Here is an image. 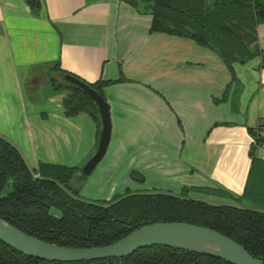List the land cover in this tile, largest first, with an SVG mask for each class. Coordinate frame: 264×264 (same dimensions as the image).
Segmentation results:
<instances>
[{
	"label": "crops",
	"instance_id": "1",
	"mask_svg": "<svg viewBox=\"0 0 264 264\" xmlns=\"http://www.w3.org/2000/svg\"><path fill=\"white\" fill-rule=\"evenodd\" d=\"M142 5L40 0L32 10L25 0H0V135L29 167L43 160L79 168L95 147V123L81 110L64 114L50 64L85 81L120 75L101 86L106 149L68 184L91 199L185 186L188 197L235 204L250 166L247 127L264 124V64L258 55L233 62L231 79L212 49L149 31ZM255 30L264 48V20ZM252 150L264 160L263 144Z\"/></svg>",
	"mask_w": 264,
	"mask_h": 264
},
{
	"label": "trees",
	"instance_id": "2",
	"mask_svg": "<svg viewBox=\"0 0 264 264\" xmlns=\"http://www.w3.org/2000/svg\"><path fill=\"white\" fill-rule=\"evenodd\" d=\"M32 10L40 0H25ZM136 5L137 0H125ZM151 14L149 31L192 38L214 51L233 79L232 63L260 56L256 24L264 20V0H141ZM48 77L53 89L61 91L65 115L86 112L95 123L97 109L77 86L61 77L56 61ZM68 72V71H66ZM71 73V72H69ZM72 74V73H71ZM73 75V74H72ZM75 76V75H74ZM77 77V76H76ZM82 79V78H81ZM112 80L85 81L103 96L101 86ZM104 97V96H103ZM264 124L247 127L252 141L246 180L237 203H210L188 197L186 187L177 193L163 190L115 193L108 199L78 195L68 181L78 166L38 161L27 166L9 140L0 135V217L39 239L65 246H95L112 242L141 224L155 220H182L213 228L232 238L264 264V160L253 148L264 145ZM130 176L140 179L136 171ZM241 202V203H240ZM243 202V203H242ZM247 203V204H245ZM54 209L57 212L51 210ZM0 264H232L210 254L152 244L137 247L121 257L82 260H46L21 253L0 240Z\"/></svg>",
	"mask_w": 264,
	"mask_h": 264
},
{
	"label": "water",
	"instance_id": "3",
	"mask_svg": "<svg viewBox=\"0 0 264 264\" xmlns=\"http://www.w3.org/2000/svg\"><path fill=\"white\" fill-rule=\"evenodd\" d=\"M69 83L77 86L97 109L99 124L95 147L82 162L78 170L82 174L90 172L101 158L109 138L110 120L104 97L91 86L69 72L61 74ZM0 240L21 253L46 260H82L102 257H121L137 247L160 244L202 252L223 258L232 264H262L250 255L243 246L232 238L205 225L182 220H155L141 224L118 239L95 246H65L32 236L8 223L0 217Z\"/></svg>",
	"mask_w": 264,
	"mask_h": 264
},
{
	"label": "rangeland",
	"instance_id": "4",
	"mask_svg": "<svg viewBox=\"0 0 264 264\" xmlns=\"http://www.w3.org/2000/svg\"><path fill=\"white\" fill-rule=\"evenodd\" d=\"M245 204H247V203H245ZM51 210H52V211H54V212H57V211H55V210H54V209H52V208H51Z\"/></svg>",
	"mask_w": 264,
	"mask_h": 264
}]
</instances>
